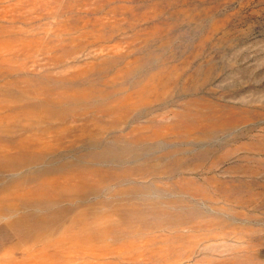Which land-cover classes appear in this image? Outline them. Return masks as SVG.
<instances>
[{
	"label": "rangeland",
	"instance_id": "obj_1",
	"mask_svg": "<svg viewBox=\"0 0 264 264\" xmlns=\"http://www.w3.org/2000/svg\"><path fill=\"white\" fill-rule=\"evenodd\" d=\"M0 264H264V0H0Z\"/></svg>",
	"mask_w": 264,
	"mask_h": 264
}]
</instances>
